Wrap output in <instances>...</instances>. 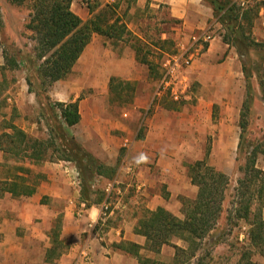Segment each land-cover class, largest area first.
<instances>
[{
  "label": "rangeland",
  "instance_id": "374dc122",
  "mask_svg": "<svg viewBox=\"0 0 264 264\" xmlns=\"http://www.w3.org/2000/svg\"><path fill=\"white\" fill-rule=\"evenodd\" d=\"M85 1L73 0L70 6L71 11L84 21L90 18ZM87 1L100 9L116 0ZM130 1L122 0L117 15L122 16L129 31L140 37L147 49L152 50L149 59L157 66L158 76L155 78L146 76V78L143 74L144 70L141 69L135 73L140 80L133 83L134 86L131 83L127 84L124 80H116L114 84L118 89L122 86L125 87L120 92L126 94L122 96L120 103L110 99V94L105 93V88L108 87V84L106 85L108 75L104 71L105 64L110 63L111 56L113 58L117 56V59H131L133 51L127 45L119 43L113 46L110 41L96 37L92 42V48L84 53L79 66L65 78L72 77L78 81L80 86L77 101L82 122L76 128L77 138L75 139L77 143L81 145L80 142L87 136L90 123L94 121H97L101 126L98 133L103 138L108 140L113 138L110 136L117 137L114 139L119 147L118 159L116 158L114 161L115 174L110 180H94L93 185L95 187L93 189H99L102 192V185L106 180L110 181L111 185H114L111 203L136 200L138 202L136 206L139 208L135 214L137 221L145 211H148L145 206L146 203L155 201L156 196L162 199L168 197L166 200L168 206L179 219L183 220L185 199L194 200L197 192V187L191 184L188 176V165L202 160L205 157L207 147H209L206 166L225 177L227 190L222 203L219 226L214 233V240L217 239L220 243L214 247L208 264H236L243 253L248 251L253 253V249L248 247L246 234L248 226L244 221L239 220L237 226L230 232L229 228L225 227V222L233 209L232 207H235L239 201L237 195L240 194L244 196V202L251 203V214L258 213L259 202L256 198V188L251 186L239 192L237 189L239 187L238 181L243 177L241 168L245 164V157L251 151H257L255 169L264 173V86L263 89L259 87L255 76L249 81L254 98L249 114L245 118L246 128L242 132L239 128V115L245 96L246 83L240 69V74L234 76L235 73H233L232 76L230 75L231 79L223 80L222 83L215 81V79L211 80L205 75V68L202 69L207 58L204 48L207 43L202 41L194 43L191 38H185L181 32V23L174 22L170 16L169 6L165 2L161 0H135L133 5H130ZM261 2V0H245L244 7L254 6ZM28 13L29 9L25 5L17 6L0 0L2 22V29L0 28V134L3 131H9L7 129L9 125H15L20 129L24 127L25 130L21 129L24 133L43 143L46 152L41 157L45 161L32 163L27 160H16L3 154L0 162V180L6 179L9 170L14 171V168L19 165H26L33 174L42 175L39 168L45 162H55L63 155L61 150L64 143L58 136L60 130L57 128L58 125L62 124L59 114L53 109V116L49 108L45 106L47 102L53 108L57 102L47 96L48 87L41 91L39 97H36L34 93H29L25 80L30 78L34 82V89L39 87V82L30 67V58L33 59L34 42L31 40V32L25 29ZM208 31L213 40L219 37L221 28L214 23L209 26ZM160 38L162 40L167 39V42L161 44L158 40ZM2 51L6 52L8 58L15 56L18 63L17 68L10 69L5 65ZM111 52L112 54H110ZM182 53H184V59L189 62L188 67L182 69L183 73L186 72L184 85H182L186 88L184 94L180 96L178 101L171 98L170 90H165L161 96L157 97L154 95L156 89L164 91L161 86L162 63L165 59ZM107 54L110 55L107 56ZM256 60V55L251 53L249 56L239 58L238 65L241 67V64L244 63L253 72V62ZM2 66L3 68H1ZM84 70L85 72L81 73ZM90 70L94 72V78L88 75L87 71ZM215 73L218 74L217 70ZM262 80L264 82V78ZM136 86L142 93L148 94L145 103L147 112L143 113L136 126L132 127L133 133L125 137L118 130H109L107 122L109 117L117 119L121 115L123 108L128 106L126 101L131 100L129 94ZM22 87L23 89L27 88L28 95L25 94ZM45 97L48 98V101L44 100ZM171 105L174 106V110L166 109ZM150 123L157 157L161 156V160H156L153 164H149L148 161L141 160L136 156L139 151L144 152L146 150L141 145V141L148 134L151 128H149ZM107 134L110 136L107 137ZM240 134L243 145L241 149H238ZM126 138H130L127 148L123 147ZM97 140L100 139L97 138ZM136 143L139 144L138 147ZM88 147L93 152L99 151L98 155L105 153L103 150H99L95 143ZM103 161L106 162L107 160ZM128 164L132 170L127 172L125 167ZM146 166L150 169H147ZM74 167V177L78 179L81 189V175L75 165ZM135 173L141 174L142 178L140 177V179H147L150 186L146 184L138 190L136 186L138 182L134 177ZM38 182L37 187L43 181L39 180ZM147 194L150 198L145 196ZM99 196L100 192L98 196L92 195L90 201L94 202ZM45 199L47 198H43L41 203H44ZM103 199H105V194H103ZM58 211H61V208ZM111 211H113L112 205ZM61 219L62 216L58 215L53 222L52 233L59 230ZM176 243L180 246L183 245L181 242ZM170 249L173 251L172 248ZM54 258L55 255L52 256V261ZM253 260L264 264V258L260 255H254Z\"/></svg>",
  "mask_w": 264,
  "mask_h": 264
},
{
  "label": "trees",
  "instance_id": "16d2710c",
  "mask_svg": "<svg viewBox=\"0 0 264 264\" xmlns=\"http://www.w3.org/2000/svg\"><path fill=\"white\" fill-rule=\"evenodd\" d=\"M5 1L12 5H25L29 9L25 29L31 32V40L34 42L30 67L39 82V87L34 89V82L30 78L25 80L28 92L34 93L36 97H39L41 91L49 88L52 83L65 79L72 72L73 66L93 35L105 38L113 46L119 43L129 46L134 52L136 61L147 67L149 77L158 76L157 66L149 59L152 50L147 49L142 39L129 31L122 16L117 15L122 0H116L100 9L86 0L90 14V18L86 21L71 11L70 6L73 0ZM134 2L135 0H131L129 3L133 5ZM202 2L212 9L213 20L221 28L219 37L222 42L233 48L240 59L251 53L257 57V60L253 62V72L247 68L246 64H241L246 87L240 108L239 128L244 132L245 118L249 114L254 98L249 81L255 76L259 87L263 89L264 86L262 80L264 78V42H255L250 35L253 21L258 15L257 5L244 7L235 0H202ZM174 22L180 23L175 19ZM0 28L2 29L1 17ZM158 40L161 44L167 42V39ZM204 48H207V44ZM157 50L161 51L158 48ZM2 53L7 67L10 69L18 67L15 56L8 58L5 51ZM115 81V79L110 81L111 92L117 89ZM44 100L48 101V98L45 97ZM45 106L49 108L53 116V109L59 114L62 124L57 126L60 130L58 136L64 143V147L61 150L63 155L58 160L73 163L80 172L81 201L86 208L92 204H100L103 201V194L101 190L93 189L94 180L97 177L110 180L115 174V167L104 165L94 159L65 130L77 125L80 121L78 101L57 102L53 108L46 102ZM173 107V105L168 106L172 109ZM7 129L9 131H3L0 134V151L4 155L32 163L45 161L41 157L46 152L42 142L32 139L15 125H9ZM242 145L240 134L238 149H241ZM209 150L210 148L207 147L202 160L188 165V176L191 184L197 187V194L194 200L185 199L184 219L181 220L164 208L158 207L155 211H145L134 229L135 234L145 238L144 249L148 252L159 254L164 246L173 249V257L168 264H208L214 247L220 243L219 240H214V233L219 226L227 182L224 176L206 166ZM256 155L257 151L253 150L245 157V164L241 168L243 177L238 181L237 192L254 186L259 202L258 213L251 214V203L244 202V196L240 194L237 195L239 201L235 207H232L225 222V227H228L230 232L237 226L239 220L244 221L248 226L246 233L248 247L253 249V253L250 251L243 253L236 264H260L253 260L256 254L264 258V173L255 169ZM12 171L9 170L6 179L0 180V199L6 194L14 199L31 197L36 193L38 181L45 180L43 174H33L26 165H19L14 168L15 172ZM99 192L98 199L94 202L90 201L92 195L98 196ZM59 230L51 232L53 243ZM176 242H181L183 245L180 246ZM113 246L115 249L135 256L140 264H167L142 256L139 253L140 247L134 244L122 242ZM55 250L53 248L47 252L46 261L51 262L53 255L57 257Z\"/></svg>",
  "mask_w": 264,
  "mask_h": 264
},
{
  "label": "crops",
  "instance_id": "0c3cea01",
  "mask_svg": "<svg viewBox=\"0 0 264 264\" xmlns=\"http://www.w3.org/2000/svg\"><path fill=\"white\" fill-rule=\"evenodd\" d=\"M161 1L169 6L171 18L180 21L182 25L181 32L185 38H192L197 34L200 35L208 30L210 25L215 23L212 9L202 2V0ZM261 1V3L257 4L258 15L250 29V35L255 42H264V0ZM96 37L101 36L93 35L91 37L82 55L73 66L72 72L82 62L84 53L92 48V42ZM110 54H107V56ZM205 56L207 58L205 64L203 63L202 69L205 68V75L211 80L215 79V81H221L222 83L223 80L231 79L230 75L232 76L233 73H235L234 76L240 74L239 69L242 73V68L238 65L239 58L237 53L233 48L223 43L220 37L211 39L207 43ZM115 57L111 56L110 63L105 64L106 68L104 71L108 75L106 82L108 87L105 88V93H109L110 99H114L120 103L122 96L126 94L120 91H123L125 87L122 86L119 89L117 87L115 91L111 92V79L117 81L124 80L127 84H133L140 80L135 73L141 69L144 70L143 74L145 77H151H149L147 67L136 61L134 52L131 59H117L118 57ZM216 70L218 74L215 73ZM84 72L85 70L81 71V73ZM87 73L93 77L94 72L92 70L87 71ZM185 74L186 72L183 73V78L180 80L181 86L178 89V100L186 89L182 87L184 85L183 81L186 78ZM88 78L90 79V77ZM22 90L25 91V94H29L27 88L23 89L22 87ZM79 90L78 81L70 77L52 83L48 88L47 96L51 100H55V102H75L78 100ZM163 90L156 89L154 95L157 97L161 96L166 89ZM130 95L131 100L126 101L128 106L123 108L121 115L117 119L109 117V121L107 122L109 130H118L125 137L133 133L132 127H135L141 116H143V113L147 112L145 103L148 99V94L142 93L136 86ZM171 98L174 101H178L173 98L172 92ZM166 109L173 110L172 108ZM79 114V123L66 129L76 143V128L82 122L80 110ZM151 123L148 134L141 141V145L146 150L136 153L137 158L143 156L145 157L143 160L148 161L149 164H153L156 160H161V156L157 157V149L152 139ZM100 127L97 121L90 123L87 136L80 142L83 146L77 144L100 163L112 167L115 165V159H118L117 152L119 147L114 140L117 137L107 134V137L113 138L108 140L107 138H103L98 133ZM21 129L25 130L24 127ZM97 138L100 140H97ZM129 139L126 138L124 142H129ZM92 143H95L97 148L103 150L105 153L98 155L99 151L97 153L93 152L88 147ZM136 146L138 147L139 144L136 143ZM2 158L3 153L0 151V162ZM156 164L158 165L159 163L157 162ZM146 168L150 169L147 166ZM73 170H75V167L71 162L62 160L45 162L39 168V171L45 176V180L37 187L36 193L33 196L14 199L9 194H6L0 199V264H140L135 256L114 248L113 245L122 242L140 247L139 253L144 257L156 259L164 263L171 261L173 251L170 247H162L159 254L148 252L144 249L145 238L135 234L134 229L137 224L135 214L139 210L136 206L138 204L136 200H129L125 203L121 201L114 202L112 204L113 211L109 214L105 227L100 228L97 224V219L100 213V205L103 201L100 204H92L89 208L85 207V204L81 201L80 186L77 182L78 180L74 177ZM125 170L128 172L132 168L128 164ZM135 174L134 177L138 182L136 185L138 190L146 184L150 186L147 179H140V173ZM97 179L104 180V178L98 177L95 181ZM111 186V182L107 180L102 185L101 189L103 194H105V198L106 191L111 189ZM94 187L95 185H93ZM145 196L150 198L148 194ZM43 198L47 199H45L44 203H41ZM167 198L162 199L156 196L154 198L155 201L148 202L145 206L149 211H155L158 207H161L175 215V212L166 202ZM59 208H61V211H58ZM58 215L62 216L61 225L59 234L55 239V243H53L51 230L53 229V222ZM53 248L56 249L57 257L53 261L48 262L44 257ZM82 250H86L88 253L86 259L81 256Z\"/></svg>",
  "mask_w": 264,
  "mask_h": 264
},
{
  "label": "built area",
  "instance_id": "2783aa9c",
  "mask_svg": "<svg viewBox=\"0 0 264 264\" xmlns=\"http://www.w3.org/2000/svg\"><path fill=\"white\" fill-rule=\"evenodd\" d=\"M235 1L241 3V5H245V0H235ZM208 32L209 31L206 30L204 33L192 37L191 40L194 43L200 41H202L203 43H208L212 39ZM188 65L189 62L188 60L184 59V53L176 54L174 56L165 59V61L161 65L163 69L161 86L163 87V89L170 90L175 100H178V96H179L178 89L181 86L180 80L183 78L182 69L188 67ZM127 146H128V142L126 141L123 147L127 148ZM75 175H78V173H76ZM75 179L78 180L76 177ZM111 189H113V186H111ZM111 189H108L106 191V198L103 200V202L100 205V213L97 219V224L99 225L100 228L105 227L108 216L111 213V205H112ZM81 256L86 259L88 257L87 251L82 250Z\"/></svg>",
  "mask_w": 264,
  "mask_h": 264
},
{
  "label": "clouds",
  "instance_id": "9594fccd",
  "mask_svg": "<svg viewBox=\"0 0 264 264\" xmlns=\"http://www.w3.org/2000/svg\"><path fill=\"white\" fill-rule=\"evenodd\" d=\"M141 160H143V159H145V157H143V156H141V158H140Z\"/></svg>",
  "mask_w": 264,
  "mask_h": 264
}]
</instances>
